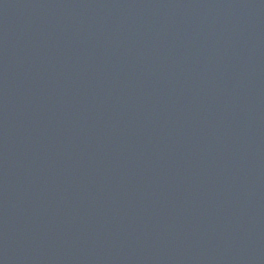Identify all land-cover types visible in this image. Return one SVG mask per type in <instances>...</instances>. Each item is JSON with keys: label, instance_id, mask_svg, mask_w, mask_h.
<instances>
[{"label": "water", "instance_id": "95a60500", "mask_svg": "<svg viewBox=\"0 0 264 264\" xmlns=\"http://www.w3.org/2000/svg\"><path fill=\"white\" fill-rule=\"evenodd\" d=\"M0 264H264V0H0Z\"/></svg>", "mask_w": 264, "mask_h": 264}]
</instances>
